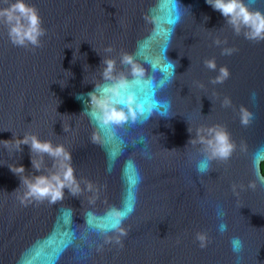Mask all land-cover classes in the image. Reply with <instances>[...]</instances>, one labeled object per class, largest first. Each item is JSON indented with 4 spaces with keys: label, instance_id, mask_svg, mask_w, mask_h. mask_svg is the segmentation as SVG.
Wrapping results in <instances>:
<instances>
[{
    "label": "water",
    "instance_id": "water-1",
    "mask_svg": "<svg viewBox=\"0 0 264 264\" xmlns=\"http://www.w3.org/2000/svg\"><path fill=\"white\" fill-rule=\"evenodd\" d=\"M26 2L46 32L39 48L13 46L0 24V264H264V41L237 35L206 0ZM245 3L264 13V0ZM224 48L236 51L222 55ZM122 53L150 81L133 89L153 111L106 128L83 111L87 94L106 83L103 59L132 79ZM211 59L215 71L205 66ZM169 60L174 75L161 86ZM223 67L230 77L213 83ZM226 97L230 107L222 106ZM241 108L252 113L247 126ZM215 125L236 147L201 174L203 145L188 141ZM27 134L70 152L77 195L65 189L55 203L21 204L24 187L10 167L23 166L29 178L57 170L46 155L40 172L32 168L27 145L5 149L4 140ZM129 206L120 236L111 214ZM197 233L206 234V247Z\"/></svg>",
    "mask_w": 264,
    "mask_h": 264
},
{
    "label": "clouds",
    "instance_id": "clouds-1",
    "mask_svg": "<svg viewBox=\"0 0 264 264\" xmlns=\"http://www.w3.org/2000/svg\"><path fill=\"white\" fill-rule=\"evenodd\" d=\"M206 3L214 10L218 11L233 31L240 35L243 33L244 38L253 41H264V13L250 10L245 0H206ZM179 17H177V20ZM207 20V17H205ZM42 19L38 10L26 2V0H12L6 8H0V24L8 28V37L13 46L29 47L33 49L41 46V38L46 34L42 27ZM219 45L220 41H216ZM106 51L111 52L109 48ZM236 51L233 48L222 49V55H231ZM120 63L129 69L132 77L128 79L124 74L115 75L116 61L114 59H103L104 65L102 76L106 83L103 86L95 85L94 90L87 94L88 101L85 111L95 119L100 125L110 128L126 123H136L138 120L147 119L153 111V106L145 105L141 102L133 89L134 85L141 83H150L145 79L144 70L137 65L132 55L122 53ZM205 66L212 71L216 70L215 59L206 60ZM169 76L161 82V86L174 75L176 65L169 60ZM230 77L226 67L219 70L218 75L212 81L213 83H223ZM78 100H83V95H77ZM223 107L231 106V99L225 98L222 102ZM166 116V113H162ZM253 119L252 113L247 109L241 108V124L247 126ZM189 134H193L188 127ZM199 143L203 145L205 153L204 159L197 163V172L204 174L210 167L213 160H228L236 145L231 141L227 130L221 125H215L208 128H198L195 132V138H191L188 144ZM14 147L15 151L22 152V145H27L30 149L31 165L37 172H40L43 164V157L46 155L53 160L55 172L47 176L38 175L29 178L24 175L23 166L10 167V171L20 179V185L24 191L18 196L21 204L31 202L32 200L42 201L48 199L49 202L55 203L64 196L65 189L72 195L80 192L79 182L77 181L74 169L71 166V154L62 144H53L51 141H41L36 135L27 134L23 138L15 140H4V147ZM35 153L40 159L35 160L32 154ZM264 183V181H262ZM254 187V185H252ZM89 188L91 185L89 184ZM16 191V190H15ZM134 211L133 206H129L125 211H114L111 214V229L119 232L120 236L126 235L125 230L121 227L122 221ZM220 215H223L221 212ZM219 230L224 232L227 225L221 223ZM196 239L201 248L207 246V236L203 233H197ZM116 243L120 244L119 237ZM233 251L239 253L243 247L239 238L232 242Z\"/></svg>",
    "mask_w": 264,
    "mask_h": 264
},
{
    "label": "trees",
    "instance_id": "trees-1",
    "mask_svg": "<svg viewBox=\"0 0 264 264\" xmlns=\"http://www.w3.org/2000/svg\"><path fill=\"white\" fill-rule=\"evenodd\" d=\"M261 171H262V174L264 175V162L261 163Z\"/></svg>",
    "mask_w": 264,
    "mask_h": 264
}]
</instances>
